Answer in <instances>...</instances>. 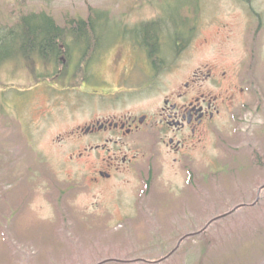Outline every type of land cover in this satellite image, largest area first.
<instances>
[{
	"label": "rangeland",
	"instance_id": "obj_1",
	"mask_svg": "<svg viewBox=\"0 0 264 264\" xmlns=\"http://www.w3.org/2000/svg\"><path fill=\"white\" fill-rule=\"evenodd\" d=\"M93 10L117 24L162 19L169 43L173 29L182 40L178 27L192 29L189 47L165 54L166 64H182L178 76H157L159 84L211 62L240 66L251 90L245 106L222 114L179 165L160 157L145 175L148 182L126 174L111 185L87 187V167L68 159L75 142L57 138L83 113L58 92L28 94L48 76L29 70L23 55L3 58L0 264H264V0H0V29L32 12L44 11L63 26ZM113 52L104 71L115 83ZM141 95L124 110L157 105L151 87ZM39 108L52 111L40 118ZM126 140L140 152L151 150L143 134Z\"/></svg>",
	"mask_w": 264,
	"mask_h": 264
},
{
	"label": "flooded vegetation",
	"instance_id": "obj_2",
	"mask_svg": "<svg viewBox=\"0 0 264 264\" xmlns=\"http://www.w3.org/2000/svg\"><path fill=\"white\" fill-rule=\"evenodd\" d=\"M76 19V23L67 21L60 26L58 55L24 58L29 70L48 76L28 94L38 89L58 92L67 105L83 113L79 123L57 138L75 142L78 149L68 159L87 167L83 172L87 187L111 185L126 174L142 175L148 182L145 175L153 172L154 160L160 157L179 165L203 144L222 114L244 105L243 98L251 90L240 66L211 62L199 64L183 78L159 84L157 76H178L182 64H166L165 54L171 48L183 51L189 47L192 29L183 33L178 27L184 40L176 38L173 29L171 44L163 38L165 29L158 22L117 24L107 22L106 12L94 10ZM110 51H114L111 63L118 73L115 83L104 71ZM50 80L61 86L51 85ZM150 87L158 93L153 109L124 110ZM51 111L39 108L37 112L43 118ZM134 134H143L151 150L140 152L137 142L126 140Z\"/></svg>",
	"mask_w": 264,
	"mask_h": 264
},
{
	"label": "trees",
	"instance_id": "obj_3",
	"mask_svg": "<svg viewBox=\"0 0 264 264\" xmlns=\"http://www.w3.org/2000/svg\"><path fill=\"white\" fill-rule=\"evenodd\" d=\"M167 16L170 17L169 20H172L175 28L177 26L176 19L170 15ZM162 22L163 20L159 19L160 25ZM61 38V27L48 13L41 11L21 15L13 27L0 29V63L3 58L11 55L35 54L39 57H54L58 55L59 42L56 40ZM178 247L176 246L163 259L171 256Z\"/></svg>",
	"mask_w": 264,
	"mask_h": 264
},
{
	"label": "crops",
	"instance_id": "obj_4",
	"mask_svg": "<svg viewBox=\"0 0 264 264\" xmlns=\"http://www.w3.org/2000/svg\"><path fill=\"white\" fill-rule=\"evenodd\" d=\"M177 246V245H176Z\"/></svg>",
	"mask_w": 264,
	"mask_h": 264
}]
</instances>
